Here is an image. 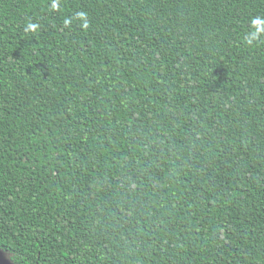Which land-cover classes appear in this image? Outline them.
I'll use <instances>...</instances> for the list:
<instances>
[{
    "label": "trees",
    "instance_id": "1",
    "mask_svg": "<svg viewBox=\"0 0 264 264\" xmlns=\"http://www.w3.org/2000/svg\"><path fill=\"white\" fill-rule=\"evenodd\" d=\"M0 253L264 264V0H0Z\"/></svg>",
    "mask_w": 264,
    "mask_h": 264
},
{
    "label": "rangeland",
    "instance_id": "2",
    "mask_svg": "<svg viewBox=\"0 0 264 264\" xmlns=\"http://www.w3.org/2000/svg\"><path fill=\"white\" fill-rule=\"evenodd\" d=\"M8 263L4 258H3V256H2V254L0 253V264H6V263ZM9 264V263H8Z\"/></svg>",
    "mask_w": 264,
    "mask_h": 264
},
{
    "label": "clouds",
    "instance_id": "3",
    "mask_svg": "<svg viewBox=\"0 0 264 264\" xmlns=\"http://www.w3.org/2000/svg\"><path fill=\"white\" fill-rule=\"evenodd\" d=\"M87 25L85 24V27H86ZM35 26L34 25H29V28H34Z\"/></svg>",
    "mask_w": 264,
    "mask_h": 264
},
{
    "label": "water",
    "instance_id": "4",
    "mask_svg": "<svg viewBox=\"0 0 264 264\" xmlns=\"http://www.w3.org/2000/svg\"><path fill=\"white\" fill-rule=\"evenodd\" d=\"M6 263V262H5ZM6 264H8V263H6Z\"/></svg>",
    "mask_w": 264,
    "mask_h": 264
}]
</instances>
